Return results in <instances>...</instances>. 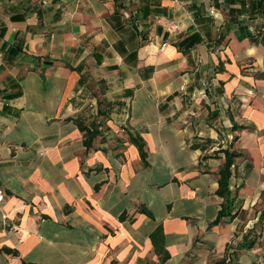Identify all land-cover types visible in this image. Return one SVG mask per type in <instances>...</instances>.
Returning a JSON list of instances; mask_svg holds the SVG:
<instances>
[{
    "label": "crops",
    "instance_id": "crops-1",
    "mask_svg": "<svg viewBox=\"0 0 264 264\" xmlns=\"http://www.w3.org/2000/svg\"><path fill=\"white\" fill-rule=\"evenodd\" d=\"M0 191V264L264 262V0H0Z\"/></svg>",
    "mask_w": 264,
    "mask_h": 264
},
{
    "label": "trees",
    "instance_id": "trees-1",
    "mask_svg": "<svg viewBox=\"0 0 264 264\" xmlns=\"http://www.w3.org/2000/svg\"><path fill=\"white\" fill-rule=\"evenodd\" d=\"M73 122L78 128V130L84 133L83 145L85 147H88L90 140L97 133L96 125L93 122H88V124H84L80 118L74 119ZM241 129V126H236L234 124L231 125V131H240ZM236 139V136L232 137V140L230 141L229 145L217 151V153L222 154L223 162L216 172L217 187L214 194L221 199V203L214 220L208 224V227L216 225L222 219H230L233 217V214H231L230 212L234 201V196L228 190V179L231 171L230 167L234 164L235 159L241 156L240 152H237L232 149V142H234ZM129 141L136 148L139 159L142 164H144L145 153L143 151L142 141L136 138H129ZM139 211L140 213H143L147 217L151 218V214L143 208H141ZM149 240L151 242L153 252L157 256L159 264L164 263L168 259V254L163 248V234L159 225H157L149 234ZM214 264H225L224 259L222 258Z\"/></svg>",
    "mask_w": 264,
    "mask_h": 264
},
{
    "label": "built area",
    "instance_id": "built-area-1",
    "mask_svg": "<svg viewBox=\"0 0 264 264\" xmlns=\"http://www.w3.org/2000/svg\"><path fill=\"white\" fill-rule=\"evenodd\" d=\"M208 12H209V14H212V13H213V10L209 9ZM162 45H163V44H162ZM2 197H3V195H2V193H1V191H0V202H1V200H2Z\"/></svg>",
    "mask_w": 264,
    "mask_h": 264
},
{
    "label": "rangeland",
    "instance_id": "rangeland-1",
    "mask_svg": "<svg viewBox=\"0 0 264 264\" xmlns=\"http://www.w3.org/2000/svg\"><path fill=\"white\" fill-rule=\"evenodd\" d=\"M250 264H264V262L261 261L260 263L259 262H254V263H250Z\"/></svg>",
    "mask_w": 264,
    "mask_h": 264
}]
</instances>
